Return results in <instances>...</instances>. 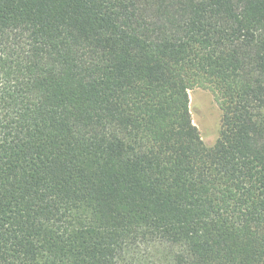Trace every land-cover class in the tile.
<instances>
[{
    "label": "trees",
    "instance_id": "16d2710c",
    "mask_svg": "<svg viewBox=\"0 0 264 264\" xmlns=\"http://www.w3.org/2000/svg\"><path fill=\"white\" fill-rule=\"evenodd\" d=\"M0 264H264V0H0Z\"/></svg>",
    "mask_w": 264,
    "mask_h": 264
},
{
    "label": "rangeland",
    "instance_id": "374dc122",
    "mask_svg": "<svg viewBox=\"0 0 264 264\" xmlns=\"http://www.w3.org/2000/svg\"><path fill=\"white\" fill-rule=\"evenodd\" d=\"M189 110L193 125L203 143L212 146L219 134L221 113L212 94L199 88L188 92Z\"/></svg>",
    "mask_w": 264,
    "mask_h": 264
}]
</instances>
